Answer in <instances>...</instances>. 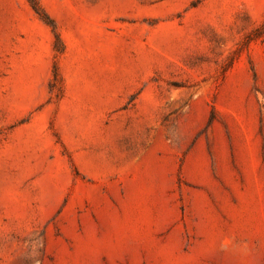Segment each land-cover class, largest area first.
Instances as JSON below:
<instances>
[{
    "label": "rangeland",
    "instance_id": "obj_1",
    "mask_svg": "<svg viewBox=\"0 0 264 264\" xmlns=\"http://www.w3.org/2000/svg\"><path fill=\"white\" fill-rule=\"evenodd\" d=\"M0 0V264H264V0Z\"/></svg>",
    "mask_w": 264,
    "mask_h": 264
},
{
    "label": "trees",
    "instance_id": "obj_2",
    "mask_svg": "<svg viewBox=\"0 0 264 264\" xmlns=\"http://www.w3.org/2000/svg\"><path fill=\"white\" fill-rule=\"evenodd\" d=\"M32 7L36 10V12L43 18L49 19V16L44 12L38 0H29Z\"/></svg>",
    "mask_w": 264,
    "mask_h": 264
}]
</instances>
